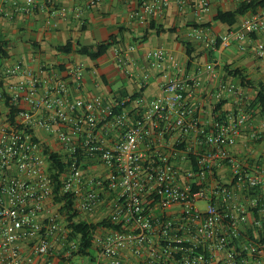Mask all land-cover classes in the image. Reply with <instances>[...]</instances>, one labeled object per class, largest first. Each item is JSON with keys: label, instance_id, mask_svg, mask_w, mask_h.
<instances>
[{"label": "built area", "instance_id": "built-area-1", "mask_svg": "<svg viewBox=\"0 0 264 264\" xmlns=\"http://www.w3.org/2000/svg\"><path fill=\"white\" fill-rule=\"evenodd\" d=\"M189 1L198 12L210 10V0ZM36 3L26 0L20 9L30 12ZM169 3L142 2L132 18L143 21ZM263 31L261 9L225 35L198 28L194 37L212 51L219 40L243 50ZM134 51L131 46L118 55L126 67ZM254 52L264 64V40ZM147 58L165 79L162 94L149 102L141 93L112 101L73 96L82 64L72 71L73 85L53 70L42 79L43 68L37 72L19 61L0 70V264H54V242L67 259L77 249L71 242L66 250L69 229L44 145L66 165L61 193L71 195L78 219L118 227L95 233L89 264H264V159L249 163L233 152L251 123L249 106L202 124L191 106L198 79L181 78L175 56L163 48L149 50ZM219 63L206 65L213 77ZM127 73L142 90L151 82L149 74ZM217 90V98L238 93L222 80ZM260 138L259 131L249 133L252 141ZM223 165L229 181L219 173Z\"/></svg>", "mask_w": 264, "mask_h": 264}, {"label": "crops", "instance_id": "crops-1", "mask_svg": "<svg viewBox=\"0 0 264 264\" xmlns=\"http://www.w3.org/2000/svg\"><path fill=\"white\" fill-rule=\"evenodd\" d=\"M92 1H96L92 5ZM160 0H37L36 6L30 12L21 11L26 0H0V46L7 57L0 58V70L8 63L23 62L34 71L44 69L40 76L46 79L48 71L57 72L58 77L67 79L73 85L72 71L80 64L85 68L81 86L74 84L73 96L86 100L103 97L107 101L119 99L126 94H139L146 101H152L162 94L165 79L162 72L149 66L147 52L152 49L163 48L171 52L180 65L179 75L195 77L199 83L196 87L191 106L202 124L212 123L218 116L226 117L237 112L247 104L250 106L255 92L241 86L240 81L228 76L224 64L228 62L233 68L246 69L249 77L255 82H264V64L254 52L255 43L264 40V31L253 37L246 49H241L239 43L221 45L219 50L210 52L204 42L194 37L195 29L204 28L214 35H225L235 29L249 16L238 17L234 26L215 22L218 9L234 10L236 0H210V10L206 13L198 12L196 4L185 0L178 4L176 0H169L167 7L154 8L145 15L143 21L132 18V13L138 11L142 2L159 3ZM211 23V26H206ZM151 24L161 27L164 31L158 33L151 28ZM198 25V26H197ZM204 26V27H203ZM120 28L123 29L119 34ZM149 32L145 41L142 37ZM111 35H119V42L109 49L103 57L92 60L88 56L80 55L76 49L78 44L93 46L107 41ZM134 39H138L134 42ZM74 44L70 54H59L57 46ZM182 42L192 46L193 54L189 57ZM135 46L136 51L129 53V64L126 67L121 62L120 52ZM212 53V54H211ZM217 54L220 57H217ZM212 60H218L217 77L207 71L206 65ZM166 71L172 75L176 73L171 64ZM139 74H149L151 82L147 88L141 89L140 80L131 78L127 71ZM233 83L238 87L237 94L224 93L217 98L219 81ZM119 85V86H117ZM253 92L250 101L243 93ZM221 109L217 110L218 104ZM256 110V113H255ZM250 109L251 123L244 130L236 146L235 155L244 161L252 163L264 159V117L258 109ZM251 131L261 132L259 141L249 139ZM46 143L50 139L42 134ZM219 173L224 181H229L231 172L223 165ZM57 255L54 264H74L65 258L60 244L54 242ZM25 256L29 255V247H24ZM42 261L34 260L33 264Z\"/></svg>", "mask_w": 264, "mask_h": 264}, {"label": "trees", "instance_id": "trees-1", "mask_svg": "<svg viewBox=\"0 0 264 264\" xmlns=\"http://www.w3.org/2000/svg\"><path fill=\"white\" fill-rule=\"evenodd\" d=\"M261 9H264V0L244 1L238 3L237 7L234 10L223 11L221 9H218L214 21L226 24L231 27L237 23L238 17L245 16L247 14H256ZM206 26H211V23L207 24ZM151 28L153 30H156L158 33L164 31L161 27H156L154 24H151ZM121 31H123L122 28H120L119 34L122 33ZM148 35L149 32L142 37V41H145ZM118 36L119 35H111L107 41L97 43L93 46L78 44L76 51L80 55L88 56L92 60H97L106 55L109 49L119 42ZM137 40L138 39H134V42H136ZM182 43L186 47L187 55L189 57H192V46L186 42ZM220 45L221 40L217 42V47H220ZM56 51L59 54H70L75 51L74 44L72 42H68L66 45L57 46ZM6 57L7 55L5 54L3 47L0 46V58L5 59ZM224 68L227 71L228 76L236 78L240 81L242 87L251 89L255 92V97L252 100L251 105L249 106L250 108L248 107V109H258L264 117V82H255L254 80H252L247 74L246 69L244 68H233L230 64L224 65ZM221 104L222 103L217 105V110L221 109ZM15 112H17L16 109H13L12 114H14ZM217 118L221 119L220 116H218ZM43 147L44 152L48 155L50 170L53 173L55 201L62 204L61 212L66 218L67 228L69 229L68 237L66 240V250H68V245L71 242H75L77 244V249L75 251H72V256L88 258L89 261L93 260L95 233L103 227H109L113 229H118V227L113 225L108 220L89 223L78 219V213L74 209L71 195L61 193L62 185L59 181V174L65 171L66 165L63 162L62 158H60L57 153L53 152L49 146L44 145Z\"/></svg>", "mask_w": 264, "mask_h": 264}, {"label": "rangeland", "instance_id": "rangeland-1", "mask_svg": "<svg viewBox=\"0 0 264 264\" xmlns=\"http://www.w3.org/2000/svg\"><path fill=\"white\" fill-rule=\"evenodd\" d=\"M217 57H220L219 54H217ZM228 64V62H226L224 65ZM119 86V85H117ZM244 94V97H248V99L251 101L254 97V93L253 92H248V93H243ZM248 105V104H247ZM249 106V105H248ZM250 108V107H249ZM249 110V109H248ZM251 113V112H250ZM255 113H256V110H255ZM205 204L204 203H199V206H204ZM97 219V218H96ZM96 222H99V220H95V223ZM70 261H73L74 264H89V259L88 258H82V257H79V256H73V257H70Z\"/></svg>", "mask_w": 264, "mask_h": 264}]
</instances>
